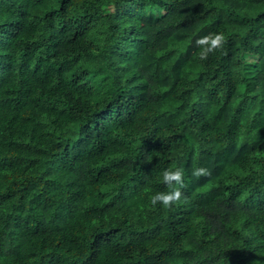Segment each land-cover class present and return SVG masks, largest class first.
<instances>
[{
  "label": "trees",
  "instance_id": "trees-1",
  "mask_svg": "<svg viewBox=\"0 0 264 264\" xmlns=\"http://www.w3.org/2000/svg\"><path fill=\"white\" fill-rule=\"evenodd\" d=\"M0 264H264V0H0Z\"/></svg>",
  "mask_w": 264,
  "mask_h": 264
},
{
  "label": "clouds",
  "instance_id": "clouds-1",
  "mask_svg": "<svg viewBox=\"0 0 264 264\" xmlns=\"http://www.w3.org/2000/svg\"><path fill=\"white\" fill-rule=\"evenodd\" d=\"M225 36L223 33H209L197 39L195 45L200 49L197 53L199 60L206 61L211 54L223 48ZM194 177H208L211 175L210 170L205 167H198L193 170ZM163 182L169 189L164 192H156L150 196V204L155 207L158 203L164 207H171L174 204L187 203V197L181 191L184 185V170L180 167H168L162 172ZM179 185V187H175Z\"/></svg>",
  "mask_w": 264,
  "mask_h": 264
},
{
  "label": "rangeland",
  "instance_id": "rangeland-1",
  "mask_svg": "<svg viewBox=\"0 0 264 264\" xmlns=\"http://www.w3.org/2000/svg\"><path fill=\"white\" fill-rule=\"evenodd\" d=\"M247 60H250V58H247Z\"/></svg>",
  "mask_w": 264,
  "mask_h": 264
}]
</instances>
